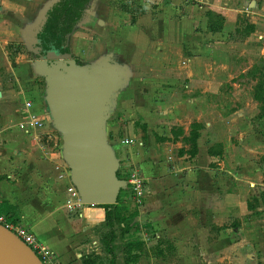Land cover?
Listing matches in <instances>:
<instances>
[{"label": "rangeland", "instance_id": "1", "mask_svg": "<svg viewBox=\"0 0 264 264\" xmlns=\"http://www.w3.org/2000/svg\"><path fill=\"white\" fill-rule=\"evenodd\" d=\"M6 1L9 2L6 4L5 14L11 18L7 16L8 19L3 25L9 30H17L18 25L22 28L19 32L21 37L15 36L11 47L15 52H19L23 59H29L36 64L41 53L35 52L33 46L28 44L25 34L37 23L43 8L54 0ZM203 4L223 13L227 20L224 32L231 30L228 26L229 19L233 18L234 14L236 25L242 27L244 22L253 21L255 30L244 40L233 43L231 40L235 39V35L219 36L218 32L213 33L211 37L197 36L196 39L190 36L171 37L165 33L169 29L172 30L169 33H175L177 30L189 31L197 25L196 29L199 24L194 23L191 26L187 18L182 16L187 15L193 6L198 11L196 15L202 14L206 17ZM167 8L169 10H166ZM34 15V20L30 23L29 20ZM24 24L28 26L27 31ZM203 41L210 42L211 50L206 58L200 55L198 48L191 47V44L198 47ZM66 45L67 52L78 67L103 64L120 69L122 79L108 95L103 120L104 138L113 146L121 143L123 138L134 141L133 135L140 131L141 119L135 117L136 114L132 111L150 110L145 102L143 104L142 97L149 98L156 93L152 92L151 88L150 91L147 90V83L145 86L138 84L132 87L130 80L151 78L162 83V89L168 94L164 96L162 110L169 108V112L164 116L162 128L168 131L170 127H175L172 126V99L178 90L185 89L182 82L184 69L187 70L192 63L200 66L196 63L199 61H209L212 75L226 79L217 87L214 105L227 111L247 103L246 111L251 109L252 112L250 90L253 81L246 76V71L264 51V0H90L74 30L69 34ZM38 78L37 86L41 93L43 114L38 116L41 125L30 127L39 129L47 126L51 131V143L47 148L48 153L57 161L56 167H63L58 170L56 179H65L62 192L64 205L71 193L77 191L70 180L69 165L62 157V139L46 107V82L42 75L38 74ZM258 119H262L258 121L262 126L260 128L254 124V131L248 132L250 135L255 131H264V119ZM236 137L230 136L227 139L226 142L230 146L225 148L223 170H219L220 174L226 176V182L223 184L226 188L222 192L218 188L212 192L213 209H219L220 203L228 205L227 217L222 219L218 216L204 220L199 208H187L186 213L182 214L172 213L174 208L170 199L168 206H147L145 193L141 202H135L128 174L120 166L124 161L122 158L117 160L116 173L124 180L117 204L125 207V214L135 211L133 216L123 219V223L116 222L113 225L118 264H264V203L260 196L264 188V142L259 146L256 138H250L241 143ZM216 146L217 144L212 146L211 152L218 155L221 150ZM114 155L123 157V153L117 149L114 150ZM235 157L243 159V167L235 161ZM211 163L213 172L217 173L218 159ZM259 165L258 171L255 168ZM55 187L57 184H54L53 189ZM252 197H256L257 202H254ZM204 200L202 199L203 204ZM149 202H153V199ZM248 204L253 205V208L248 209ZM176 208L178 209V206ZM189 219V226H195L194 229L175 228L182 224L187 227ZM213 222L222 225L215 228ZM105 230L100 223L89 233L90 236L92 233L95 235L92 237L96 241L95 251L100 255L91 259L97 262L96 264L108 262V255L103 252L99 241L101 233ZM130 243L131 246L134 243L137 246L129 247ZM134 255H138L135 260ZM85 259L87 258H84V261Z\"/></svg>", "mask_w": 264, "mask_h": 264}, {"label": "crops", "instance_id": "2", "mask_svg": "<svg viewBox=\"0 0 264 264\" xmlns=\"http://www.w3.org/2000/svg\"><path fill=\"white\" fill-rule=\"evenodd\" d=\"M8 2L0 0V214L30 230L42 246L54 253L59 264H84V258L94 259L100 256L95 251L96 241L92 238L95 235L92 233L90 236L89 233L102 222L103 208L85 205L76 215L63 205L62 192H64L65 179H56L58 170L63 167H56L57 161L48 153L47 148L51 143L49 141L51 131L47 126L34 129L27 124L28 113H36L38 116L43 114L41 110L43 103L37 86L39 78L34 62L23 59L21 54L11 47L15 36L21 37L19 32L22 28L18 25L17 30L16 28L9 30L3 25L9 16L5 14ZM202 6L205 11L210 10L223 17L218 35L233 37L236 15L229 19L228 26L231 30L224 32L227 20L223 13L213 7L204 4ZM197 12L192 6L188 14L182 16L187 18L191 26L194 23L199 24L196 29L197 25L189 31L177 30L175 33H169L172 32L169 29L165 33L171 37L190 36L194 39L197 36L211 37L213 33L205 30L206 17L202 14L196 15ZM34 17L35 15L29 22L33 21ZM250 23L254 24L253 21ZM24 25L27 31L28 26ZM231 42L239 41L233 38ZM191 47L198 48L204 58L211 50L210 42L205 41L198 47L192 44ZM205 62H196L200 66L191 62L187 70L184 69L182 82L185 89L178 90L179 92L175 93L172 99L174 101L172 126L175 127L170 128L175 132L182 130L180 135H176L173 139L171 129L166 131L162 128L165 122L164 116L169 112V108L162 110V104L165 103L164 96L168 95L162 89V83L151 78L133 79L134 81L130 80L132 87L138 84L145 86L147 83V90L151 88L152 92L156 91L149 98L142 97L143 104L145 102L151 109L132 111L136 114L135 117L141 119L140 131L133 135L134 141L132 139L127 144L119 143L110 147L113 152L117 149L121 154L123 153V157L115 156L117 160L122 158L124 161L121 163L123 165H120L121 168L123 167L122 170L126 174L133 171L142 179L144 185L142 198L145 193V205L168 206L170 199L174 208L172 213L182 214L186 213L187 208H199L204 220L206 218L211 220V217L219 216L220 219L227 217L228 212L227 204L220 203L219 209L212 208V192L217 188L222 192L226 188L223 186L226 176L220 174L219 170H223L225 148L228 149L230 146L226 142L227 139L230 136H237V140L244 143L247 139L256 138V143L262 146L264 131L249 134L254 131L255 125L260 128L262 126L258 122L262 119L256 118L257 104L251 96L250 105L253 113L251 109L246 111L247 103L245 106L239 105L227 111L213 104L217 87L226 79L220 76L222 80L212 75L209 61ZM192 122L201 124L195 140L196 153L193 156L185 152L178 154V149L184 151L188 149V144L182 138L188 135L189 125ZM214 144L220 145L216 146L221 150L218 155L211 152ZM215 157H218L217 173L213 172L211 165V162L217 160ZM235 161L241 163V167L244 166L243 159L235 157ZM255 169L259 171L260 165ZM54 184H57V187L53 189ZM262 190L264 192V188ZM152 199L153 202H149ZM202 199H205L204 204ZM189 224L190 219L187 227L182 224L175 228L194 229L195 226ZM212 224L215 228L222 225L215 222ZM200 227L203 228L202 225Z\"/></svg>", "mask_w": 264, "mask_h": 264}, {"label": "water", "instance_id": "3", "mask_svg": "<svg viewBox=\"0 0 264 264\" xmlns=\"http://www.w3.org/2000/svg\"><path fill=\"white\" fill-rule=\"evenodd\" d=\"M25 34L28 44L40 52L35 69L46 82L45 103L62 139V157L69 165L70 180L82 205H109L116 201L124 180L116 175L118 161L103 132L109 93L122 79L112 65L78 67L68 52L54 47L41 50L37 34L46 13ZM0 264H42L12 232L0 225Z\"/></svg>", "mask_w": 264, "mask_h": 264}, {"label": "trees", "instance_id": "4", "mask_svg": "<svg viewBox=\"0 0 264 264\" xmlns=\"http://www.w3.org/2000/svg\"><path fill=\"white\" fill-rule=\"evenodd\" d=\"M90 0H56L50 9L46 13V19L42 26L41 31L37 34L39 40V47L41 50H47L50 47H54L59 52H67L68 48L66 45L67 38L69 34L74 30L77 21L79 20L82 11L87 7ZM206 25L205 30L210 33L219 32L222 27L223 17L213 11H205ZM254 30V24L250 22H244L242 27L238 24L233 30L232 35H235V39L242 41ZM231 36V35H230ZM246 76L253 81L251 86L250 96L254 102L257 104L258 112L256 118L264 119V51L263 53L251 64V66L246 71ZM189 132L186 137L182 140L188 144V149H178L177 153H186L189 156H193L196 153L195 140L198 136V130L201 128V124L197 122H192L189 125ZM182 130L175 132L171 129V135L173 139L176 135H180ZM217 146H220L217 144ZM119 178V174L116 173ZM263 183H264V173H263ZM120 190L117 194L116 201L114 204L109 205H95L97 207L103 208L104 216L101 225L106 228V230L101 233L99 241L102 245L103 252L108 255L107 264H118L115 256V233L113 229L114 223H123V219L131 217L135 214L132 213L125 214V207L118 205ZM262 202L264 203V192L260 193ZM254 202H257L256 197H252ZM253 208V205L248 204V209ZM132 246H137L136 243ZM131 243L129 247H132ZM138 255H134V260L137 259ZM84 264H95L93 260L85 259Z\"/></svg>", "mask_w": 264, "mask_h": 264}, {"label": "built area", "instance_id": "5", "mask_svg": "<svg viewBox=\"0 0 264 264\" xmlns=\"http://www.w3.org/2000/svg\"><path fill=\"white\" fill-rule=\"evenodd\" d=\"M28 121L27 124L33 127L40 126L38 115L36 113H28L27 114ZM130 141L127 138H123L121 140L122 144H127ZM130 189L132 191V196L135 202H141L142 194H143V184L142 179L139 178L135 172L131 171L128 174ZM74 197H76L74 199ZM65 208L69 212H73L76 215L79 214V210L82 205L78 199L77 193H71L70 198L65 200L64 203ZM0 225L12 232L18 239H20L29 249L36 255V257L40 260L42 264H59L54 253L47 250L42 244L38 241L35 235L19 223H14L6 218L3 214H0Z\"/></svg>", "mask_w": 264, "mask_h": 264}]
</instances>
